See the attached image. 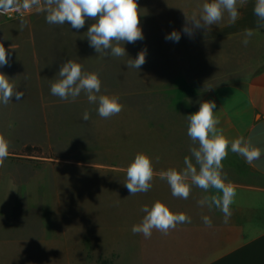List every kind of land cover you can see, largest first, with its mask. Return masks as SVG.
<instances>
[{
	"label": "crops",
	"instance_id": "1",
	"mask_svg": "<svg viewBox=\"0 0 264 264\" xmlns=\"http://www.w3.org/2000/svg\"><path fill=\"white\" fill-rule=\"evenodd\" d=\"M41 3L40 11L20 19L0 16V43L9 52V62L0 66V72L11 78L16 87L38 86L34 96L39 102L37 111L29 115L30 120L13 113L11 103L15 97L7 114H0L3 124L0 134L10 144L9 156L0 166V255L13 249L28 264H46L48 250L54 264L71 261H63L61 255L63 238L67 235L62 209L59 206L58 219L55 216L48 220L46 205L48 192L52 190L51 195L58 203V176L64 168H101L106 181L115 176L126 178V169L135 155L145 153L152 158L156 173L152 188L167 198H176L158 174L169 168L183 169L185 156L191 157L188 125H184V120L206 100L215 102L217 127L229 141L243 136L260 148L261 157L254 161L255 166L230 147L229 152L238 168L264 180V64L242 80L208 82L220 74L214 72L217 68L208 58L205 45L244 35L249 29L253 33L264 30L260 26L264 21L254 14L255 0H246L239 6L234 23L193 29L191 37L183 30H175L181 33L178 42L165 39L172 31H157L159 40L145 49L146 62L140 69L127 67L129 58L135 59L139 52L135 53L126 43L123 46L127 55H109V61L118 60L119 66L104 64L103 84L115 87L104 94L116 95L120 100L133 97L135 104L133 109H122L108 119L101 118L87 98L65 101L47 95L44 87L55 78L48 82L46 77L55 76L61 64L62 47L58 44L67 39L65 49L72 52L73 47L82 43L83 35L78 30H62L47 23L43 0ZM191 41H196L199 49L192 48ZM73 60L81 64L77 55ZM117 72L119 75L114 77ZM205 85L208 88H201ZM163 97L168 101H160ZM85 111L90 115L88 121L82 118ZM26 147L33 150L26 152ZM64 153L68 158H64ZM235 189L230 206L232 215L227 223L221 210L213 207L210 211L198 205L206 193L192 190L188 199L177 198L189 205L178 210L171 206L170 210L187 214L191 223L179 224L167 235L153 230L146 239L140 234L133 257L126 241L109 239L111 229L107 226L114 225L116 220L106 214L104 207L100 217L92 220L96 229L92 228V238L83 251L84 261L264 264V183ZM205 215L211 218L212 227L203 223ZM65 251L68 255L82 253L79 248ZM0 260L4 261L1 256Z\"/></svg>",
	"mask_w": 264,
	"mask_h": 264
},
{
	"label": "clouds",
	"instance_id": "2",
	"mask_svg": "<svg viewBox=\"0 0 264 264\" xmlns=\"http://www.w3.org/2000/svg\"><path fill=\"white\" fill-rule=\"evenodd\" d=\"M38 2L39 0H24L21 6L28 8ZM17 3L18 0H0V11H7ZM245 3L246 0H206L198 13L193 12L190 17L185 14L186 21L192 27L186 25L183 32L191 37L193 28L209 29L212 25L219 24L225 13L229 22L234 23L239 16V6ZM43 5L42 10L46 12L45 18L49 24L67 23L79 30L84 27L86 19L93 20L94 23L88 27L86 36L89 45L104 56L123 57L127 55L123 46L125 43H135L144 38L137 0H43ZM254 14L259 21H264V0H255ZM252 35V30L245 31V46ZM165 39L178 42L181 33L173 30ZM8 56V50L0 43V66L8 64ZM145 62L146 51L141 50L135 59L129 58L126 65L128 68L140 69ZM56 76L58 79L51 83L50 91L61 100L68 101L71 98V101H75L83 92L89 103L98 104L97 111L101 118L108 119L122 111L120 98L116 95L99 94L102 85L99 74L84 71L82 64L69 59L62 63ZM23 96V91L17 90L12 79L0 72V104H9L13 97L19 101ZM215 109V102L206 100L200 103L198 111L186 116L187 135L192 144L198 147H190L191 157L185 156L183 169L169 168L158 175L161 180H166L172 196L176 198L188 199L193 186L205 193L216 190L218 194L204 195L198 200V205L206 206L210 211L213 207L221 210L224 222L227 223L232 215L230 206L234 202L236 189L235 185L227 180L222 161L227 157L230 147L233 153L244 157L248 164L255 166L254 161L260 159L261 150L243 136L229 141L223 130L217 127L219 120L215 118ZM82 118L88 121L89 113L85 111ZM9 147V141L0 134V166H3L9 156ZM154 175L156 173L152 158L145 153H137L126 169L124 185L130 195L147 192L152 187ZM141 211L145 215L131 230L134 234H143L146 239L151 237L153 230L167 235L176 229L177 225L191 223L187 214L173 212L160 200L155 201L151 207L144 205ZM202 220L207 227H212L209 216H203Z\"/></svg>",
	"mask_w": 264,
	"mask_h": 264
},
{
	"label": "rangeland",
	"instance_id": "3",
	"mask_svg": "<svg viewBox=\"0 0 264 264\" xmlns=\"http://www.w3.org/2000/svg\"><path fill=\"white\" fill-rule=\"evenodd\" d=\"M204 2H206V0H137L141 15L140 26L142 28L144 38L135 43H126L127 47L132 48L131 50L137 53L141 50L150 48L152 41L156 42L159 40L157 37V31L183 30L186 25L188 27H192V25L186 21L185 14L190 17L193 12L198 13ZM227 22H229V18L227 13H225L221 22L217 25H212L210 28L221 26ZM92 23H94L93 20L86 19L84 27L78 30L79 32H82L83 35L81 39L82 43L79 44L77 48L73 47L72 52H70L71 50L69 51L65 49V41H67V39H63V43L58 44L62 47V50L61 64L56 70V75L59 72L62 63L68 61L69 59H75L77 55L79 62L83 65L84 71L96 72L99 74L102 81L101 92L99 94H104V92H108L115 87L103 84L106 82V80L102 78L103 66L104 64H110L112 67H118L119 61H109L108 56L98 54L95 49L89 45L86 32ZM56 28L62 30L69 29V31L77 30L72 28L71 25L67 23L64 25H56ZM244 39L245 34L228 40L205 44L207 56L209 59H212V64H214L213 66L217 68L214 72L220 74L217 75L216 78L208 80V82L216 83L242 80L247 75L257 70L259 66L264 64V30L254 32L253 35L248 38L249 42L246 46L243 43ZM195 42L196 41H191V47L199 49V44ZM158 47L159 51H161L162 45L159 44ZM56 75L53 77L47 76L46 81L50 82L53 78H55V80L58 79V76ZM118 75L119 73L117 72L114 77H117ZM208 86L209 85H205L201 88H208ZM50 87L51 85L48 84L45 85L44 88L47 95L51 96ZM37 88L38 86L36 85H19L17 90L23 91L24 96L19 101L15 98L13 103L9 102L7 105L0 104V114L5 116L11 103L12 109H14V114H21L24 120H30L29 115L32 111H37L39 105L37 98L34 96L37 92ZM128 88L134 90V87ZM78 98H87V96L85 93L81 92ZM160 101L165 103L168 101V98L163 97ZM120 103L123 105V110L133 109L135 99L133 97L130 99L123 98L120 100ZM92 107L97 111L98 104H92ZM184 125H188L186 118L184 120ZM2 127L3 124L0 122V130ZM189 142L191 147H198V145L192 144L190 138ZM63 156L64 158H68L65 153ZM222 163L223 172L227 174V180L232 182L235 187H246L264 183V180L259 178L254 173L246 169L242 170V168H238L234 164L229 150L227 157L222 161ZM100 170L82 167H75L72 170L64 168L62 173H59L58 176V203L52 197L53 190L48 192L46 204L48 209L47 218L49 220L50 217L54 218L57 216L58 219L60 213L59 209L61 207L64 227L67 230V240L66 238H63L61 255L63 261L67 259H70L71 261L64 262L63 264H93L88 263V261H84V256L82 254L87 247V242H89L92 238V228L96 229L92 220L96 216L100 217V212H102L101 210L105 208L107 211L106 214L116 220L114 225L107 226L111 229L109 239L121 240L122 242L126 241L127 250L131 252V256L133 257L139 241L140 233L134 234L131 229L133 225L140 223L145 215V213L141 211L144 205L151 207V205L157 200L164 202L168 206L170 205L169 207H174L175 210H178L180 206L187 207L189 205V202L182 204L181 200L177 198H167L152 187L147 192L130 195L128 189L124 185L126 178L121 176L112 177L110 176L111 174L108 173L107 177L109 179L112 177V179L106 181L105 176ZM192 190L203 192L200 188L195 186H193ZM206 194L209 195L218 193L216 190L212 189ZM56 237L58 238L59 236L56 235ZM66 241H68L67 244H65ZM66 247L69 250L72 248H79L82 253H70L68 255L65 251V249H67ZM58 254L59 252H57V255ZM0 256L4 259V261L0 260V264H28L24 261L22 256L16 255L13 249H8L6 255L2 254ZM46 264H54L51 252L48 250ZM57 264L59 263L57 262ZM100 264L114 263L104 262Z\"/></svg>",
	"mask_w": 264,
	"mask_h": 264
},
{
	"label": "built area",
	"instance_id": "4",
	"mask_svg": "<svg viewBox=\"0 0 264 264\" xmlns=\"http://www.w3.org/2000/svg\"><path fill=\"white\" fill-rule=\"evenodd\" d=\"M24 0H18V3L11 7L7 11H0V16H3L7 19H20L23 17H26L28 15L34 14L41 10L42 3L41 0H39L38 3L31 5L28 8H24L21 5H23Z\"/></svg>",
	"mask_w": 264,
	"mask_h": 264
},
{
	"label": "trees",
	"instance_id": "5",
	"mask_svg": "<svg viewBox=\"0 0 264 264\" xmlns=\"http://www.w3.org/2000/svg\"><path fill=\"white\" fill-rule=\"evenodd\" d=\"M32 150H33V148H31V147H26V149H25L26 152H29V151H32Z\"/></svg>",
	"mask_w": 264,
	"mask_h": 264
}]
</instances>
